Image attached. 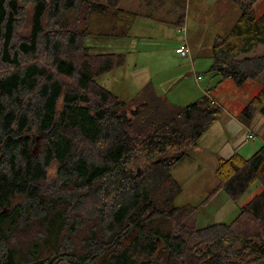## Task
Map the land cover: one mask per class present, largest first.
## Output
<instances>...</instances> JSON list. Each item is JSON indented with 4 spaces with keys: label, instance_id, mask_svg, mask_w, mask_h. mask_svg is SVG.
<instances>
[{
    "label": "trees",
    "instance_id": "obj_1",
    "mask_svg": "<svg viewBox=\"0 0 264 264\" xmlns=\"http://www.w3.org/2000/svg\"><path fill=\"white\" fill-rule=\"evenodd\" d=\"M257 1L230 0L240 16L213 41L217 85L264 78V54L250 55L264 47ZM120 2L0 0V264H264V139L249 158L217 159L204 202H236L256 182L262 191L230 223L197 228L200 205H174L171 173L223 111L208 91L182 107L147 84L127 112L96 81L124 56L85 39L129 34L137 14ZM256 116L264 84L239 122Z\"/></svg>",
    "mask_w": 264,
    "mask_h": 264
},
{
    "label": "rangeland",
    "instance_id": "obj_2",
    "mask_svg": "<svg viewBox=\"0 0 264 264\" xmlns=\"http://www.w3.org/2000/svg\"><path fill=\"white\" fill-rule=\"evenodd\" d=\"M119 7L137 14L129 34L118 39L88 37L85 45L93 53L114 52L124 56L123 67L115 68L96 81L125 103V111L140 104L143 89L150 84L155 95L164 97L168 104L182 107L208 91L210 99L223 111L219 118L221 126L227 117L241 119L244 100L264 84L262 77L238 87L230 80L217 85L219 78L209 72L215 37L225 36L240 16L239 9L230 0H121ZM253 11L256 18L262 16L264 0H258ZM181 47L188 51L186 57L178 54ZM254 54H264V47H257L250 55ZM60 104L61 100L58 109ZM245 141L248 140L245 138ZM259 141L261 143V139L249 140L245 144ZM240 150L238 154L249 158ZM216 165L203 161L200 154L190 150L171 173L182 190L174 205H200L195 215V226L199 229L217 222L230 223L240 208L262 191V186L256 182L236 202L219 193L205 203L209 191L217 184ZM47 172L53 176L55 166L49 167Z\"/></svg>",
    "mask_w": 264,
    "mask_h": 264
},
{
    "label": "crops",
    "instance_id": "obj_3",
    "mask_svg": "<svg viewBox=\"0 0 264 264\" xmlns=\"http://www.w3.org/2000/svg\"><path fill=\"white\" fill-rule=\"evenodd\" d=\"M262 79L264 82V78ZM249 98L250 96L244 100L245 103ZM236 119L233 116L230 118L227 117L223 126L219 124L220 121L218 119L211 129L200 139L198 146L193 149V152L200 154L203 161L215 163L218 158L226 159L234 153H238L239 149H241L240 153L244 154L245 157L252 156L263 144L264 121L262 120L264 119L261 116H256L248 126L243 125ZM249 134L253 138L248 139L247 135ZM245 138L248 141L261 139V143L259 141L256 143L253 142L252 144H245L248 142L245 141ZM199 161H201L200 158Z\"/></svg>",
    "mask_w": 264,
    "mask_h": 264
},
{
    "label": "built area",
    "instance_id": "obj_4",
    "mask_svg": "<svg viewBox=\"0 0 264 264\" xmlns=\"http://www.w3.org/2000/svg\"><path fill=\"white\" fill-rule=\"evenodd\" d=\"M178 54H180L182 57H186L187 54H188V51H187L184 47H181V48L179 49V53H178ZM199 80H200V78L197 77V81H199ZM247 138H248V139H251V138H253V137H252L251 134H249V135H247Z\"/></svg>",
    "mask_w": 264,
    "mask_h": 264
}]
</instances>
